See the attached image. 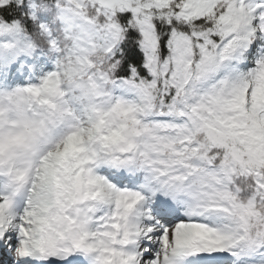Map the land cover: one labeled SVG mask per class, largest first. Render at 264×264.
I'll return each instance as SVG.
<instances>
[{
  "label": "snow or ice",
  "instance_id": "obj_1",
  "mask_svg": "<svg viewBox=\"0 0 264 264\" xmlns=\"http://www.w3.org/2000/svg\"><path fill=\"white\" fill-rule=\"evenodd\" d=\"M0 264H264V0H0Z\"/></svg>",
  "mask_w": 264,
  "mask_h": 264
}]
</instances>
